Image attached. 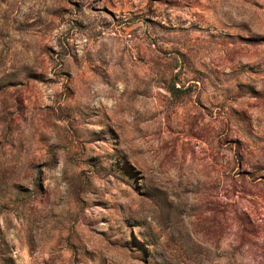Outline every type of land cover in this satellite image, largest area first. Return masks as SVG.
I'll use <instances>...</instances> for the list:
<instances>
[{
  "label": "rangeland",
  "instance_id": "rangeland-1",
  "mask_svg": "<svg viewBox=\"0 0 264 264\" xmlns=\"http://www.w3.org/2000/svg\"><path fill=\"white\" fill-rule=\"evenodd\" d=\"M0 264H264V0H0Z\"/></svg>",
  "mask_w": 264,
  "mask_h": 264
}]
</instances>
